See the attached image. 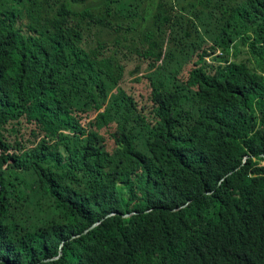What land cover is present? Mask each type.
<instances>
[{
	"label": "trees",
	"instance_id": "obj_1",
	"mask_svg": "<svg viewBox=\"0 0 264 264\" xmlns=\"http://www.w3.org/2000/svg\"><path fill=\"white\" fill-rule=\"evenodd\" d=\"M166 1L0 0V264H264V0Z\"/></svg>",
	"mask_w": 264,
	"mask_h": 264
},
{
	"label": "rangeland",
	"instance_id": "obj_2",
	"mask_svg": "<svg viewBox=\"0 0 264 264\" xmlns=\"http://www.w3.org/2000/svg\"><path fill=\"white\" fill-rule=\"evenodd\" d=\"M175 0H167L166 1V7L170 10H172V17H173V24L172 26H167L165 28V31L168 33V41L165 47V55L167 56L171 51L177 50L179 51L183 46V32L178 30L177 27V22H180L182 18L179 16V13L177 12L175 8ZM178 8L181 6L176 5ZM185 18L190 17L191 15L185 14ZM183 24V23H182ZM182 26V25H181ZM172 32H176L173 34ZM201 36L207 40L208 42H212V39L209 34H201ZM203 45L202 39L197 38L195 41V44L192 46L191 49H197L200 46ZM189 51V53L185 56L179 59V61L176 63V67L181 70L182 68H185L187 65L188 61H191L194 56L192 54L195 52L193 50ZM246 55H242L241 59H245ZM234 60V58H233ZM181 86V89L184 93V102H183V111H188V112H195L197 109V98L195 95V92L189 88H187L185 85H179ZM172 87V86H170ZM175 89V88H174ZM39 181L36 178L35 175L29 174L26 177H24L22 180H18L15 182V188H13L14 192V203L15 205H20V204H25L29 203L32 201V199L36 196L37 189H38Z\"/></svg>",
	"mask_w": 264,
	"mask_h": 264
},
{
	"label": "water",
	"instance_id": "obj_3",
	"mask_svg": "<svg viewBox=\"0 0 264 264\" xmlns=\"http://www.w3.org/2000/svg\"><path fill=\"white\" fill-rule=\"evenodd\" d=\"M263 156H264V155H263ZM113 216H115V215H109V216H107L106 219H109L110 217H113ZM129 217H130V216H124L123 218H129ZM103 221H104V220H103ZM103 221H101L100 223L95 224L93 227H91V228L88 229L87 231L89 232L90 230L96 228V227L99 226ZM87 231H85V232H87Z\"/></svg>",
	"mask_w": 264,
	"mask_h": 264
},
{
	"label": "built area",
	"instance_id": "obj_4",
	"mask_svg": "<svg viewBox=\"0 0 264 264\" xmlns=\"http://www.w3.org/2000/svg\"><path fill=\"white\" fill-rule=\"evenodd\" d=\"M219 53H221V52H219Z\"/></svg>",
	"mask_w": 264,
	"mask_h": 264
},
{
	"label": "bare ground",
	"instance_id": "obj_5",
	"mask_svg": "<svg viewBox=\"0 0 264 264\" xmlns=\"http://www.w3.org/2000/svg\"><path fill=\"white\" fill-rule=\"evenodd\" d=\"M18 10V9H17Z\"/></svg>",
	"mask_w": 264,
	"mask_h": 264
}]
</instances>
